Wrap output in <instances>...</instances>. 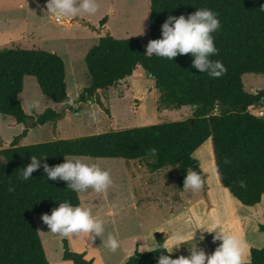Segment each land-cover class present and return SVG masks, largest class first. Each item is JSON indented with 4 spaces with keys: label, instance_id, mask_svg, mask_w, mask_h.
Segmentation results:
<instances>
[{
    "label": "trees",
    "instance_id": "1",
    "mask_svg": "<svg viewBox=\"0 0 264 264\" xmlns=\"http://www.w3.org/2000/svg\"><path fill=\"white\" fill-rule=\"evenodd\" d=\"M262 6L264 0H150V41L162 38L161 26L169 16L187 17L204 8L218 14L221 27L212 35L219 54L211 59L221 61L227 69L218 79L193 68L190 54L174 60L146 56L139 41L131 37L118 39L107 34L87 51L84 63L89 81L78 97L80 102L94 99L101 105L98 91L114 87L140 66L158 90L160 106L193 108L192 116L181 121L20 146L29 129L55 123L61 117L53 109L38 115L23 111L19 101L23 78L34 77L41 94L59 104L68 97L65 65L60 56L41 49L12 46L0 50V115L24 127L9 147L0 149V264H49L34 215L51 213L65 201L80 204L78 193L69 190L64 181L48 180L42 166L32 178L21 180V169L30 164V156H47L41 164L49 166L63 163L66 156L146 160L151 172L174 166L177 184L183 189L187 170L194 169L204 178L194 153L210 140L220 185L243 206L258 204L264 194V115L248 108L264 105V94L246 93L242 76L264 77ZM106 21L105 16L99 25ZM225 157L230 164L224 163ZM240 181L246 187H240ZM10 185L13 192L8 191ZM259 230L264 231V226ZM153 238V249L160 245V250H135L124 264H158L161 254L169 255L162 247L163 234L155 232ZM170 255L173 259L180 256ZM62 260L92 264L83 253L71 252L66 240ZM245 264H264V246L251 248Z\"/></svg>",
    "mask_w": 264,
    "mask_h": 264
},
{
    "label": "rangeland",
    "instance_id": "2",
    "mask_svg": "<svg viewBox=\"0 0 264 264\" xmlns=\"http://www.w3.org/2000/svg\"><path fill=\"white\" fill-rule=\"evenodd\" d=\"M45 2L47 0H0V50L18 46L41 49L60 56L65 65L67 95L76 107L64 110L60 104L41 94L34 77L25 76L19 94L23 111L28 115H38L46 109H53L61 117L55 123L29 129L19 141L20 146L181 121L192 116L193 108L189 106L179 109L160 106L158 90L140 67L114 87L98 91L102 106L94 99L87 102L78 100L82 88L89 81L84 57L99 37L108 34L118 39L135 38L146 53L150 41V0H96L98 10L94 15H80L71 24L59 23L48 17ZM105 16L107 21L100 26L99 21ZM242 83L248 94L264 92V77L261 75L245 74ZM36 100L41 104L37 110L29 112L27 106L22 105L23 101ZM248 109L264 115L263 104H255ZM91 113H95V116H91ZM23 129V125L15 123L11 117L0 115V149L9 147ZM194 158L209 178L211 200L220 206L227 204V200L235 201L222 191L224 198L220 184L217 186L210 140L201 145ZM84 162L108 171L113 181L106 194H98L91 189L78 193L79 206L91 209L93 217L103 221L104 233L94 241L86 237H60L49 233L50 229L41 220L43 214L34 215L49 264H65L62 260L63 240L67 241L71 252L83 253L84 259L93 264H121L129 252L150 251L155 232L190 235L194 231L192 218L185 210L188 207L192 211L197 210L200 200L206 199L205 183L197 193L180 189L177 167L151 172L146 160L88 158ZM133 205L136 207L133 208ZM109 234L119 242L115 252L105 246ZM141 234L143 241L140 240V249H136L133 238ZM213 236L205 235V240L196 236L181 246L188 252L196 244L202 249L209 247L211 252L203 250L211 255L219 246V241L213 242Z\"/></svg>",
    "mask_w": 264,
    "mask_h": 264
},
{
    "label": "clouds",
    "instance_id": "3",
    "mask_svg": "<svg viewBox=\"0 0 264 264\" xmlns=\"http://www.w3.org/2000/svg\"><path fill=\"white\" fill-rule=\"evenodd\" d=\"M45 9L48 17L60 23L71 24L72 20L80 15H94L98 10V5L96 0H47ZM260 10L264 11V6ZM220 27L218 14L206 8L197 9L187 17L184 15L169 16L161 26L162 38L148 42L146 56L155 55L159 58L174 60L178 55L190 54L193 57V68L200 73H207L210 78L218 79L227 72L221 61L211 59L212 56L219 54L212 34L217 32ZM59 104L64 110L76 107L70 97L59 101ZM22 105H26L29 112L41 107L38 100L23 101ZM90 115L94 117L95 113ZM152 151L154 152L155 149ZM47 158V156L42 158L30 156V164L21 169L20 179L26 181L32 178L33 172L42 166L48 180L64 181L69 190L77 193L91 189L98 194H106L113 184L108 171L102 170L96 164L84 162L88 159L87 157L66 156L63 163L55 166H49L47 163L41 164ZM224 163L230 164L231 160L225 157ZM214 171L218 172V169ZM204 183V178L198 171L189 169L186 171L183 190L197 193L203 189ZM239 186L246 187L245 182L240 181ZM14 190V187L10 185L8 191L13 192ZM41 220L50 229L49 233L64 238L86 237L94 241L96 237H100L104 233L103 221L94 218L91 209L73 206L67 201L60 203L58 208L53 209L51 215L43 214ZM195 233L171 235L162 247L167 249L171 246L172 250L167 252L169 255L161 254L158 264H245L243 258L244 242L223 231L215 232L213 242L220 241L221 243L211 255L206 254L196 244L189 250V256L171 258L170 254L173 249H179L189 239L194 240ZM203 238L201 235L200 239L203 240ZM105 246L110 251L115 252L119 248V242L109 234ZM160 247L157 245L153 250H160ZM163 252L165 251H161V253ZM65 264H74V262L69 260L65 261Z\"/></svg>",
    "mask_w": 264,
    "mask_h": 264
},
{
    "label": "crops",
    "instance_id": "4",
    "mask_svg": "<svg viewBox=\"0 0 264 264\" xmlns=\"http://www.w3.org/2000/svg\"><path fill=\"white\" fill-rule=\"evenodd\" d=\"M46 3L47 2H45V5ZM138 67L140 66H137L136 68ZM197 151L198 149L195 151V153ZM202 173L204 174L205 177L206 199L200 200V205L198 206L197 210L192 211V209H190L188 206H187L188 209L185 210L189 214V217L192 218L191 221L194 224V227L192 228L194 231L189 234L191 235L196 232L195 238L196 236L198 237L201 235H203V237L205 235L211 236L215 234V232H220V231H223L230 235H234L244 242L243 258L245 263L249 262L250 249L262 248L264 246V231L259 230L260 226H264V194L261 197V201L252 207L243 206L236 199L233 202H229L227 200L226 201L227 204L220 206L219 204H216L213 200H211L210 187L208 185L209 178L207 177V174L204 173V171H202ZM218 182H217V186L218 184H220ZM222 191L226 192L228 196L230 195V193L221 186L220 192L222 193ZM222 196L224 197L223 193ZM135 207L136 206L133 205V208ZM203 229L211 232L204 231ZM161 233L163 234L165 241H167L168 238L171 235H173V233L171 234H167L165 232H161ZM142 234L137 235L135 238H133V242H135L136 249H140V240L143 241V239H141L143 238ZM203 240H205V238H203ZM220 243L221 242L219 241V244ZM153 244H154V238H153ZM151 248L153 249V246ZM203 249L211 252L209 247L207 248L203 247ZM171 250L172 248L171 246H169V248H167V251L171 252ZM171 254H177L185 257L190 255V253L187 250H184L182 246H180L179 249L174 248ZM206 254H208V252H206ZM131 255H132L131 252H129V254H127L123 258L121 264H124L127 258Z\"/></svg>",
    "mask_w": 264,
    "mask_h": 264
},
{
    "label": "built area",
    "instance_id": "5",
    "mask_svg": "<svg viewBox=\"0 0 264 264\" xmlns=\"http://www.w3.org/2000/svg\"><path fill=\"white\" fill-rule=\"evenodd\" d=\"M56 21V20H55ZM57 22V21H56ZM60 23V22H59ZM260 115H263V113L260 112Z\"/></svg>",
    "mask_w": 264,
    "mask_h": 264
},
{
    "label": "water",
    "instance_id": "6",
    "mask_svg": "<svg viewBox=\"0 0 264 264\" xmlns=\"http://www.w3.org/2000/svg\"><path fill=\"white\" fill-rule=\"evenodd\" d=\"M263 94H264V92H263ZM191 122V121H190Z\"/></svg>",
    "mask_w": 264,
    "mask_h": 264
}]
</instances>
